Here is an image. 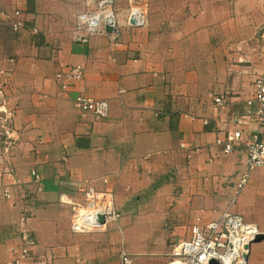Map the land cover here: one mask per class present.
<instances>
[{
    "label": "crops",
    "instance_id": "1",
    "mask_svg": "<svg viewBox=\"0 0 264 264\" xmlns=\"http://www.w3.org/2000/svg\"><path fill=\"white\" fill-rule=\"evenodd\" d=\"M146 2L145 28L126 27L118 6L117 36L78 42L81 0H0L23 23L0 24L15 139L6 156L0 147V264L18 252L23 229L36 245L20 264H119L121 248L136 264H165L193 224L227 211L264 236V168L231 204L245 150L224 154L217 143L255 130L247 101L264 77V0ZM74 65L82 78L64 90L54 76ZM79 95L107 101L108 116L75 109ZM82 182L114 194L121 217L104 232H73L71 209L58 201H80ZM246 263L264 264V239L250 244Z\"/></svg>",
    "mask_w": 264,
    "mask_h": 264
},
{
    "label": "built area",
    "instance_id": "2",
    "mask_svg": "<svg viewBox=\"0 0 264 264\" xmlns=\"http://www.w3.org/2000/svg\"><path fill=\"white\" fill-rule=\"evenodd\" d=\"M84 11L75 19V39L86 42L93 34L117 36L118 6L123 5L124 25L128 28L143 29L147 26L146 0H81ZM123 8V9H124ZM20 13L0 11V24L10 21L14 31L23 25L19 19ZM13 19V21H12ZM110 28V32L105 31ZM83 68L80 65L69 66L64 71L57 72L54 78L61 82V88L67 89L68 82H78L82 78ZM254 93L247 101L249 106L255 104L254 111L247 117L254 122L255 130L251 136L244 139L243 131L236 129L228 132L222 145L224 154H229L238 146L243 145L245 150V167L236 177L233 195L230 203L234 204L247 186L250 173L253 170L264 168V77L257 76L253 82ZM224 97L214 99L219 106ZM8 99L4 86L0 83V147L2 156H6L13 145L12 124L13 111L7 106ZM73 106L80 112H90L96 119H104L109 113V104L105 100H95L79 95L74 98ZM192 118V117H191ZM246 117L237 120L238 126L243 124ZM246 118V119H247ZM76 188L82 199L75 201L65 194H61L58 201L61 205L71 209V229L75 233L88 234L104 232L109 223L117 222L121 214L115 207L114 194L108 190H98L90 182L77 183ZM103 218V222L99 218ZM256 225L248 223L235 213L224 212L219 219L204 224H193L189 236L176 240L170 246L165 264H208L211 260L218 264H247L244 257L249 250L252 238L258 234ZM36 245L29 231L23 229L20 233V248L12 252V258L5 264H20L30 255ZM119 264H136L135 259L124 248L117 254Z\"/></svg>",
    "mask_w": 264,
    "mask_h": 264
},
{
    "label": "water",
    "instance_id": "3",
    "mask_svg": "<svg viewBox=\"0 0 264 264\" xmlns=\"http://www.w3.org/2000/svg\"><path fill=\"white\" fill-rule=\"evenodd\" d=\"M105 31H106V32H110L111 30H110L109 27H105ZM99 221H100V222H103V218L100 217V218H99ZM263 239H264L263 234L258 233V234H256V235L252 238V241H251L250 244L258 243V242L262 241ZM250 244L244 246V249H245V250H249ZM243 257H244L245 261H247L248 256L245 255V256H243ZM208 264H218V263H217V261H215V260H211Z\"/></svg>",
    "mask_w": 264,
    "mask_h": 264
},
{
    "label": "rangeland",
    "instance_id": "4",
    "mask_svg": "<svg viewBox=\"0 0 264 264\" xmlns=\"http://www.w3.org/2000/svg\"><path fill=\"white\" fill-rule=\"evenodd\" d=\"M119 7H120V8H124V6H123V5H119ZM117 17H118V16H117ZM74 22H75V20H74Z\"/></svg>",
    "mask_w": 264,
    "mask_h": 264
}]
</instances>
